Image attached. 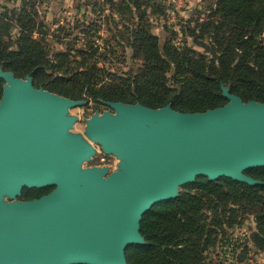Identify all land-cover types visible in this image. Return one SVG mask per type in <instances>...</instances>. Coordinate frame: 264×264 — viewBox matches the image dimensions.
<instances>
[{
    "label": "water",
    "instance_id": "1",
    "mask_svg": "<svg viewBox=\"0 0 264 264\" xmlns=\"http://www.w3.org/2000/svg\"><path fill=\"white\" fill-rule=\"evenodd\" d=\"M0 80V264H127L126 249L145 245L142 216L180 187L197 177L262 184L245 172L264 167V102L228 87L226 104L203 113L100 101L113 113L86 119V140L69 115L84 101L1 69ZM94 145L116 170L83 167ZM22 188L53 189L19 202Z\"/></svg>",
    "mask_w": 264,
    "mask_h": 264
},
{
    "label": "trees",
    "instance_id": "2",
    "mask_svg": "<svg viewBox=\"0 0 264 264\" xmlns=\"http://www.w3.org/2000/svg\"><path fill=\"white\" fill-rule=\"evenodd\" d=\"M119 1L126 10L136 11V22L126 31L131 59L139 61L136 67L121 72L100 67L114 53L106 46L101 52L89 38V29L82 32L80 48L48 50L36 5L21 0L13 8L0 4V69L16 78L30 77L35 89L73 101L150 109L170 105L182 114L203 113L226 104L220 89L224 86L244 103L264 102V0H215L206 19L187 30L192 46L176 45L172 32L162 42L152 32V0ZM12 29L17 33L14 39ZM1 93L0 80V98ZM245 174L262 184L197 177L180 188L176 199L151 207L140 221L145 245L129 246L126 263L226 264L213 263L211 250L247 218L255 224L249 237L253 248L264 251V167ZM41 191L34 192H49ZM246 254L244 248L237 263Z\"/></svg>",
    "mask_w": 264,
    "mask_h": 264
},
{
    "label": "rangeland",
    "instance_id": "3",
    "mask_svg": "<svg viewBox=\"0 0 264 264\" xmlns=\"http://www.w3.org/2000/svg\"><path fill=\"white\" fill-rule=\"evenodd\" d=\"M21 0H0L9 8L18 6ZM36 5L39 31L44 34L43 42L48 44V50L64 51L66 45L74 50L83 44L84 35L88 29L90 39L96 40L102 49L106 46L114 55L109 56L105 64L99 63L114 72L127 71L129 67H136L139 61L131 59V49L127 45V28L136 22V11H128L119 0H31ZM153 7L148 13L152 32L159 36L162 42L171 32L175 35V44L192 46V40L187 30L195 23L201 22L211 13L215 0H152ZM16 29H12V39L16 36ZM38 35H35L37 37ZM77 39V40H76ZM76 40V41H75ZM196 50H199L194 46ZM2 82V87L4 82ZM2 95V93H1ZM85 104L69 110L70 116L77 121L70 130L73 134H80L84 139L86 119L91 115L104 112L113 113L112 109L100 101L89 99ZM227 102V101H226ZM87 140V139H86ZM96 155L83 167L100 166L99 158L104 157V164L109 172L116 170L117 160L112 156H105L100 148L94 145ZM185 186V185H184ZM181 188V187H180ZM178 190V195L181 189ZM52 191L53 188H43ZM40 189L39 191L42 193ZM39 192V194H40ZM255 224L252 218H247L242 224L234 226L226 234L227 238L211 250L210 260L213 263L226 264H264V251L255 250L249 240ZM247 254L243 262L237 263L242 256L243 249Z\"/></svg>",
    "mask_w": 264,
    "mask_h": 264
},
{
    "label": "flooded vegetation",
    "instance_id": "4",
    "mask_svg": "<svg viewBox=\"0 0 264 264\" xmlns=\"http://www.w3.org/2000/svg\"><path fill=\"white\" fill-rule=\"evenodd\" d=\"M36 190H40V189H28V188H22L21 189V192H20V196L19 197H17L16 198V200L17 201H19V202H27V201H31V200H34V199H38V198H40V197H42V196H44V195H46V194H48V193H46V194H39V193H35L34 191H36ZM37 194H39V195H37ZM32 196V195H34V197H31V198H27V197H29V196ZM35 196H37V197H35ZM4 201H7V202H9V200L7 199V198H4Z\"/></svg>",
    "mask_w": 264,
    "mask_h": 264
},
{
    "label": "built area",
    "instance_id": "5",
    "mask_svg": "<svg viewBox=\"0 0 264 264\" xmlns=\"http://www.w3.org/2000/svg\"><path fill=\"white\" fill-rule=\"evenodd\" d=\"M99 160H100V162H101V165H100V166H105V167H107L108 170H109V167L106 166V165L104 164V161H105L104 157L99 158ZM98 166H99V165H98ZM109 171H110V170H109Z\"/></svg>",
    "mask_w": 264,
    "mask_h": 264
}]
</instances>
